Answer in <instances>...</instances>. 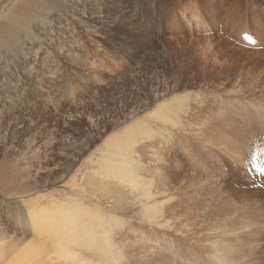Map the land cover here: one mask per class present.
Here are the masks:
<instances>
[{
    "label": "rangeland",
    "instance_id": "374dc122",
    "mask_svg": "<svg viewBox=\"0 0 264 264\" xmlns=\"http://www.w3.org/2000/svg\"><path fill=\"white\" fill-rule=\"evenodd\" d=\"M79 1L0 0V260L65 264L58 205L92 264H264V0Z\"/></svg>",
    "mask_w": 264,
    "mask_h": 264
},
{
    "label": "bare ground",
    "instance_id": "6f19581e",
    "mask_svg": "<svg viewBox=\"0 0 264 264\" xmlns=\"http://www.w3.org/2000/svg\"><path fill=\"white\" fill-rule=\"evenodd\" d=\"M4 1V0H3ZM30 1V0H29ZM62 1V0H61ZM79 1V0H76ZM82 1V0H81ZM85 1V0H84ZM100 1L99 6L101 8H103L104 5H106L108 3V0H98ZM33 2V1H32ZM80 2V1H79ZM30 3V2H29ZM50 3V2H49ZM63 3V2H62ZM78 3V2H77ZM98 3V2H97ZM36 4V3H34ZM86 4V3H85ZM52 5V4H51ZM44 6V5H43ZM49 6V5H48ZM86 6V5H85ZM54 8V6H52ZM81 7V6H79ZM25 8V7H24ZM82 8V7H81ZM95 8V7H94ZM76 9V8H75ZM86 9V8H85ZM5 10V9H4ZM49 10V9H48ZM93 10V9H92ZM96 10V9H94ZM6 11V10H5ZM86 11V10H85ZM101 10H98V12ZM92 12V11H91ZM90 12V13H91ZM55 13V12H54ZM103 12H101L102 14ZM121 13V11L119 12ZM80 14H84V13H80ZM105 14V13H104ZM37 15V14H36ZM40 15V13H39ZM53 15V13H52ZM118 19H120L119 17L122 16V14H117ZM14 17V16H13ZM37 17V16H36ZM81 17V15H80ZM89 17H93V15L89 16ZM89 17H86L85 21L87 23H89L88 19ZM100 17V16H99ZM15 18V17H14ZM46 18V17H45ZM84 18V17H83ZM98 18V17H97ZM106 18V17H105ZM103 16L99 19H105ZM112 18V17H111ZM194 16H191V19H193ZM80 19V18H79ZM117 19V20H118ZM189 19V18H187ZM97 20V19H96ZM122 20V19H121ZM120 21V20H119ZM86 23V24H87ZM91 23V22H90ZM119 23V22H118ZM121 23V22H120ZM6 24V23H5ZM10 27H14V25L11 23ZM104 25V23L102 24ZM107 26V25H106ZM9 27V28H10ZM142 28V27H141ZM7 30V29H6ZM108 30V29H107ZM96 31V30H95ZM101 31H103L101 29ZM7 32V31H5ZM10 32V31H9ZM11 33V32H10ZM97 33V32H96ZM14 34V33H13ZM104 35H106V33H103ZM15 35V34H14ZM135 35V34H133ZM25 36V35H24ZM8 37V36H7ZM11 37V36H10ZM7 39V38H6ZM12 39V38H10ZM3 41V40H2ZM8 41V40H7ZM106 41L109 42L108 38L106 39ZM5 43V42H4ZM3 43V44H4ZM111 43V41H110ZM112 45V44H111ZM2 47V46H1ZM110 47V45H109ZM155 100H157V98H155ZM122 150V149H121ZM123 153V152H121ZM115 157V156H114ZM119 162V161H118ZM120 164V163H119ZM108 167V166H107ZM135 183V182H134ZM14 190L16 191V193H18L20 191V189H17V187H14ZM26 190H23L21 193L18 194H22L25 193ZM145 193L148 194V196H144L146 197V200H152L151 198H153V194H151V191L148 189H145ZM79 202V201H78ZM73 207V206H72ZM58 208V209H57ZM53 210V209H52ZM89 210V209H88ZM41 212H45L44 214L42 213H37V211H31V220L29 221V224L32 226V222L35 224V221H32L35 219V214L39 215L41 217H43L44 219H46L45 217L52 219V221L49 222H45L44 220L42 223H44L45 226L40 225L41 227L38 228V226H35L36 228L40 229V231L42 230V232H45V230L50 231V234H60L61 237L59 238L57 244H56V248L54 249V253L56 255H58L57 258L59 259H63L64 263H70V264H88L89 262L92 264L91 261L85 259L84 256L80 255V253L74 252V251H70L69 250V240L68 238L71 237V233L72 231H74L73 237L75 239L72 240L71 243H73L72 245L75 246V248H81L83 246V248H86L88 251H92V254H94L93 250L97 249L100 250V252L102 251L103 253H106V251L108 250L109 247H111L113 244H115L116 242V232H115V228L114 227H107L105 225V221L104 219H99L97 222H87L88 220L83 216L85 215L84 213H76L72 214L73 212H71V208H63L62 206H58L56 205V208H54V211L50 212L49 209H44V208H40ZM85 212V211H84ZM87 215V214H86ZM94 216V215H93ZM88 217V216H87ZM103 218V217H102ZM60 221H59V220ZM48 219H46L47 221ZM75 220H79L78 224L74 225ZM90 220V218H89ZM56 221V222H55ZM107 223V222H106ZM123 224L119 225V229H121ZM46 228V229H45ZM41 233V232H40ZM48 233V232H47ZM43 235V234H42ZM49 235V234H48ZM50 236V235H49ZM57 236V235H56ZM99 238V239H98ZM71 240V239H70ZM55 241V239H54ZM57 241V240H56ZM85 243V244H84ZM37 244V243H36ZM52 244V243H51ZM39 245V244H38ZM31 248H34L31 252L27 251L26 253H24V251L22 250V252L20 251V254H16L15 255V263L13 264H45L43 261V255L41 254H46V251H50L51 249H48L47 247H43V249H40L37 247H35V245H30ZM41 246V245H39ZM105 247V248H104ZM3 249V246H2ZM2 249H0L2 251ZM82 249V248H81ZM218 249V248H217ZM4 250V249H3ZM113 250V249H112ZM111 250V251H112ZM5 251V250H4ZM2 251V252H4ZM117 251V250H116ZM98 251V254L100 253ZM8 253V252H7ZM7 253H3L0 254V257H3L4 260L7 257H10L11 254H13L14 252H9V255H7ZM87 255V254H86ZM101 255V254H100ZM88 256V255H87ZM116 256V253H115ZM111 257V256H110ZM1 261L0 260V264H9V262H5V261ZM57 260V259H56ZM48 263V262H47ZM46 263V264H47ZM54 264H56L55 262H53ZM89 263V264H90ZM59 264H62L61 262H59ZM112 264V262H111Z\"/></svg>",
    "mask_w": 264,
    "mask_h": 264
}]
</instances>
